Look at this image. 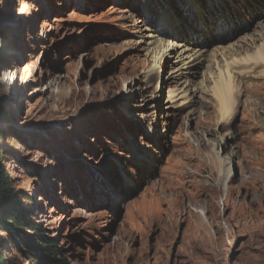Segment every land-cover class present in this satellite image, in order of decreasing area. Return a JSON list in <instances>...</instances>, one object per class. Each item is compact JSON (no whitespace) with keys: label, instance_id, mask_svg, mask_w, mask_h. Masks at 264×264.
Instances as JSON below:
<instances>
[{"label":"rangeland","instance_id":"1","mask_svg":"<svg viewBox=\"0 0 264 264\" xmlns=\"http://www.w3.org/2000/svg\"><path fill=\"white\" fill-rule=\"evenodd\" d=\"M172 1L177 15L160 24L164 0H0V145L29 216L69 264H264L263 67L241 71L224 112L200 74L187 102L173 99V58L156 62L138 41L144 25L167 38L182 15L199 36L197 4L212 36L224 17L237 29L222 33L240 41L264 5ZM179 171L184 190L168 179Z\"/></svg>","mask_w":264,"mask_h":264},{"label":"bare ground","instance_id":"2","mask_svg":"<svg viewBox=\"0 0 264 264\" xmlns=\"http://www.w3.org/2000/svg\"><path fill=\"white\" fill-rule=\"evenodd\" d=\"M189 1L191 2V0H188V2ZM215 1L218 9L224 4L235 2V0ZM257 1L264 5V0ZM196 2L197 1L193 0L191 4ZM211 7L215 10V6L213 7L211 5ZM175 9L176 7L172 0H164L162 7H159L160 24H165L167 20L172 22L171 14L177 15L174 13ZM193 9L195 11H201L203 14L199 16V23L201 24L199 36L198 34H194V32L197 31L196 28L193 31V36L191 35L192 28L188 29L189 32L186 31L188 23L185 16L182 15V18L180 17V29L177 26V20H175L173 24L174 32L170 30L164 31L168 34L167 38L158 29L154 30L151 26L144 25V27H140L139 29L138 41L139 43L144 42L147 44L148 53L152 58H154V60H156V62L164 56H167L168 59L169 57L173 58V60H170L173 64V70L169 80L174 82L175 80H178V78L183 79L182 88H180L177 93L173 91L170 93L173 99L174 97H178L184 99L186 98L188 100L190 95L196 91L193 75L200 74L203 81L208 80L213 84L214 91H212L215 94L214 96L217 97L219 103H221V108L224 111L225 109H228L230 94H232L233 90L238 87L237 83L235 84V80L239 79L238 77L241 76V71H249L252 68L263 67L261 70V75L264 76V21H258V28L252 35H246L247 37L243 36L240 41H238L239 39L233 41L238 32H233V34L230 35L229 32L222 33V31L230 28L232 30V28L235 27L234 20H227L223 17L216 28V30H218V35L212 36V34L207 29L209 18H207L208 16L205 15V8L200 4H197ZM195 11L188 10V14L191 15ZM235 11L238 15H245L243 12H241V10L239 11L236 9ZM221 13L224 14L223 11ZM257 15L258 14L255 13L254 16ZM244 21L249 24L248 19L245 20L244 18ZM246 23H244V25H246ZM162 28L165 29V27ZM172 34L173 36L171 37ZM195 41L199 42L201 46L199 45L198 47H195ZM257 86L259 85H255L254 87L257 88ZM156 103L157 99H155L154 103L152 104L153 108L156 106ZM147 123L148 128L146 129H148V131L152 133V136L154 137L153 139V137L150 136L151 141L154 140V147H158L160 145V133L163 132L161 127L158 125L159 119L151 117L147 120ZM153 144L147 145L148 148H153ZM147 155H153V150L148 151ZM222 161H224V163L228 162L227 159ZM184 175L185 174L183 171H179L178 174L172 178L168 176V179L179 182V189L184 190L189 182L192 184L191 181L188 182L185 180ZM165 183H167V187H170L172 184L171 181H166ZM226 201L228 202V199H226Z\"/></svg>","mask_w":264,"mask_h":264},{"label":"trees","instance_id":"3","mask_svg":"<svg viewBox=\"0 0 264 264\" xmlns=\"http://www.w3.org/2000/svg\"><path fill=\"white\" fill-rule=\"evenodd\" d=\"M3 113L0 110V115ZM2 137L0 131V139ZM23 200L24 196L5 164V152L0 145V231L6 232L14 240L16 248L32 264H69L59 239L52 236L43 224L31 219ZM0 264L25 263L9 257L0 240Z\"/></svg>","mask_w":264,"mask_h":264}]
</instances>
